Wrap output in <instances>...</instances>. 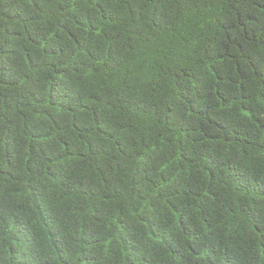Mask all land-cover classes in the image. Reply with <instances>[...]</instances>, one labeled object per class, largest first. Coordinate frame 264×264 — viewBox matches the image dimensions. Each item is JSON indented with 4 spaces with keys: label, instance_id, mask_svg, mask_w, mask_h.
Returning <instances> with one entry per match:
<instances>
[{
    "label": "trees",
    "instance_id": "1",
    "mask_svg": "<svg viewBox=\"0 0 264 264\" xmlns=\"http://www.w3.org/2000/svg\"><path fill=\"white\" fill-rule=\"evenodd\" d=\"M0 264H264V0H0Z\"/></svg>",
    "mask_w": 264,
    "mask_h": 264
}]
</instances>
